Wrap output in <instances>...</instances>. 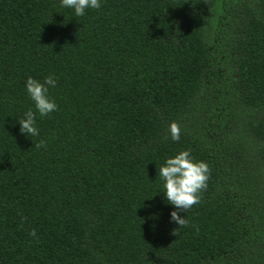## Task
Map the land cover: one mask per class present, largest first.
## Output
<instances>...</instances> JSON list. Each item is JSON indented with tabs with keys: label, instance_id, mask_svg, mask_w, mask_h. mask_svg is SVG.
<instances>
[{
	"label": "trees",
	"instance_id": "trees-1",
	"mask_svg": "<svg viewBox=\"0 0 264 264\" xmlns=\"http://www.w3.org/2000/svg\"><path fill=\"white\" fill-rule=\"evenodd\" d=\"M184 150L210 178L177 229L158 171ZM0 264H264V0H0Z\"/></svg>",
	"mask_w": 264,
	"mask_h": 264
},
{
	"label": "clouds",
	"instance_id": "clouds-1",
	"mask_svg": "<svg viewBox=\"0 0 264 264\" xmlns=\"http://www.w3.org/2000/svg\"><path fill=\"white\" fill-rule=\"evenodd\" d=\"M60 7L72 10L76 17H83L87 10L99 9L102 0H59ZM57 84L55 75L43 78V82L31 76L25 81V91L34 104L35 112L28 110L23 118L18 119L19 131L27 137H36L39 130L36 126V115L42 118L55 112L57 104L49 97V88ZM169 136L173 142L180 140V128L176 123L169 125ZM38 148L45 146L41 140L35 145ZM159 178L163 181L160 191L164 194V200L175 210L169 214L170 222H174L179 228L188 226L186 215L194 205L200 203L201 193L206 190L210 178V166L205 161H197L188 150L180 151L176 155L165 160L159 168ZM35 235V232L32 233Z\"/></svg>",
	"mask_w": 264,
	"mask_h": 264
}]
</instances>
